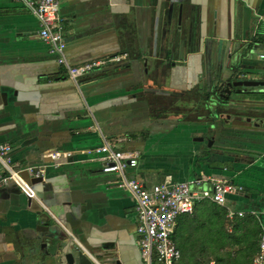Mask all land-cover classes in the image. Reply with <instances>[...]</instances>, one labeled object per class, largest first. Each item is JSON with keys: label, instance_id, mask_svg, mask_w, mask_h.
<instances>
[{"label": "crops", "instance_id": "1", "mask_svg": "<svg viewBox=\"0 0 264 264\" xmlns=\"http://www.w3.org/2000/svg\"><path fill=\"white\" fill-rule=\"evenodd\" d=\"M58 2L71 65L127 55L76 84L31 10L0 0V144L20 166L43 168L36 197L0 186V264H66L67 251L80 264L75 244L91 264H144L132 195L82 153L104 140L135 154L126 174L148 189L229 178L248 189L230 206L264 226V123L231 119L211 130L203 107L221 82L264 79V0ZM256 100L248 114L264 119V92ZM52 150L72 157L55 164Z\"/></svg>", "mask_w": 264, "mask_h": 264}, {"label": "built area", "instance_id": "2", "mask_svg": "<svg viewBox=\"0 0 264 264\" xmlns=\"http://www.w3.org/2000/svg\"><path fill=\"white\" fill-rule=\"evenodd\" d=\"M37 17L40 24L39 36L48 43L56 61L62 64L69 78L77 84L78 78L108 62H120L127 53L114 54L107 59L90 60L79 65H71L65 56L66 41L61 32L63 18L59 14L58 0H19ZM10 144H0V186L10 182L28 197H36L29 177L43 176V168L22 167L15 163L10 152ZM91 160L98 161L104 173L117 176L116 185L126 188L135 202L138 223L136 235L144 264H172L180 256V251L172 237L176 219L181 214H191L194 205L201 200H210L227 209V217L244 215L243 210L234 209L229 204L230 195H242L244 188L227 177H196L187 181L166 179L146 188L135 177L128 176L126 170L136 167L134 153L122 151L115 142L104 140L100 145L82 150ZM59 164L72 157V151L52 150L46 154ZM252 264H264V235L259 244V252Z\"/></svg>", "mask_w": 264, "mask_h": 264}, {"label": "trees", "instance_id": "3", "mask_svg": "<svg viewBox=\"0 0 264 264\" xmlns=\"http://www.w3.org/2000/svg\"><path fill=\"white\" fill-rule=\"evenodd\" d=\"M258 215L246 211L228 218L226 207L210 200L197 202L191 214L176 219L172 237L180 257L174 264H252L264 235ZM78 260L91 264L81 254Z\"/></svg>", "mask_w": 264, "mask_h": 264}, {"label": "water", "instance_id": "4", "mask_svg": "<svg viewBox=\"0 0 264 264\" xmlns=\"http://www.w3.org/2000/svg\"><path fill=\"white\" fill-rule=\"evenodd\" d=\"M238 79L240 77H237ZM231 86H243L246 89H242L238 91L234 95H228L223 97L224 99L221 101L219 97H207L203 101V107L208 112L211 117L209 123V129L211 130H219L220 125L223 127L224 124L227 123L228 120L232 121H245L251 123L253 127L260 126L264 123V119L260 118L261 116H256L257 113H253L254 115H249L250 105L254 102H258L256 97L260 96L261 93L264 92V79H239L235 81L229 82ZM222 84H220L221 86ZM227 92H230L229 88H227ZM229 94V93H228ZM259 103H263L259 100ZM254 110V109H253ZM259 110V109H257ZM256 110V111H257ZM197 140H204L203 137L195 138ZM209 144L213 140V137L209 138ZM31 184L41 183L43 181V176L38 177H29L28 178ZM75 247L78 248L76 252L81 254V246L75 244ZM66 264H76L75 255L72 251H67L65 253ZM114 264H122L119 259L114 260Z\"/></svg>", "mask_w": 264, "mask_h": 264}, {"label": "flooded vegetation", "instance_id": "5", "mask_svg": "<svg viewBox=\"0 0 264 264\" xmlns=\"http://www.w3.org/2000/svg\"><path fill=\"white\" fill-rule=\"evenodd\" d=\"M242 77H240L239 79H241ZM237 77L234 78V79H229V80H226L224 82H221L217 85L216 89H215V93L217 94L216 97L218 98L219 96V100H223L224 98L223 97H226V96H230V95H234L236 94L238 91H241L242 89H246L245 87L243 86H239V85H236V86H231L229 84V82L231 81H235V80H239ZM242 79H245V78H242ZM220 84H222L220 86ZM227 88H229L230 92H227ZM229 93V94H228ZM206 143L209 141V139L207 138L206 139Z\"/></svg>", "mask_w": 264, "mask_h": 264}, {"label": "rangeland", "instance_id": "6", "mask_svg": "<svg viewBox=\"0 0 264 264\" xmlns=\"http://www.w3.org/2000/svg\"><path fill=\"white\" fill-rule=\"evenodd\" d=\"M204 147L207 148L206 145H204ZM229 169H231V168H229ZM229 169H228V170H229Z\"/></svg>", "mask_w": 264, "mask_h": 264}]
</instances>
